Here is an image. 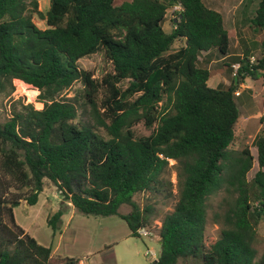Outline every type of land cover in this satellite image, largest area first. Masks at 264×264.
Instances as JSON below:
<instances>
[{
	"label": "trees",
	"instance_id": "trees-1",
	"mask_svg": "<svg viewBox=\"0 0 264 264\" xmlns=\"http://www.w3.org/2000/svg\"><path fill=\"white\" fill-rule=\"evenodd\" d=\"M204 1L50 0L41 13L36 0H0V97L18 80L38 89L43 104L13 102L10 115L0 116V264L78 262L55 258L15 221L14 207L22 199L36 204L44 179L77 212L119 216L139 236L153 209L140 207L133 194L169 183V160L175 161L177 201L161 221V251L152 264H264V251L257 262L254 244L264 220V137L252 142L258 169L250 179V145L230 148L239 117L235 92L246 76L264 78V52L253 64L244 55L234 74L231 64L230 84L209 86L199 53L217 48L225 55L230 40L222 14ZM177 4L166 32V12ZM28 6L45 28L34 24ZM252 10L243 24L262 33L264 46V0ZM99 50L112 71L97 80L78 60ZM76 81L89 114L83 122L73 121L77 99L59 96ZM139 122L152 127L148 135L135 136ZM217 195L212 217L219 234L207 246L209 200ZM121 205L130 211L122 213ZM63 211L47 216L54 234Z\"/></svg>",
	"mask_w": 264,
	"mask_h": 264
},
{
	"label": "rangeland",
	"instance_id": "rangeland-1",
	"mask_svg": "<svg viewBox=\"0 0 264 264\" xmlns=\"http://www.w3.org/2000/svg\"><path fill=\"white\" fill-rule=\"evenodd\" d=\"M37 1V10L41 13H45V11L50 6V0H36ZM121 0H116V2H120ZM241 1V0H240ZM239 0H206V6H215L216 3H220L219 10L223 12L226 16V20L231 23L232 17H240L245 16L247 13L251 15L252 9L254 5L257 3L258 0H252L248 5H242ZM215 5H213V4ZM181 9L180 5H174L170 9H168V14L166 16V23H164L165 29L172 28L173 20L172 15L174 11ZM229 12V13H228ZM27 13L31 16L32 21L34 24L39 28H45L46 22L44 18H41L39 14L35 12V9L32 6H28ZM234 13V14H233ZM230 30L232 31L233 28ZM251 26H247L244 28L246 35H249L244 38L245 42L255 40L256 45L258 46L255 53L257 58L261 57V54L264 52V46L261 44V40L263 35L260 31H255L250 33L249 29ZM252 32V31H251ZM231 40L232 44L234 43L235 35L233 31L231 32ZM78 66L82 69L88 70L91 72L92 77L100 80L102 79L107 73L112 71V64L106 58L104 50H99L96 53H93L89 56L80 58L78 60ZM14 91L9 96L0 97V116H8L11 113V108L13 102L15 103H31L36 109H40L43 104L39 100V93L40 91L31 85L27 86L28 84H23V82L14 80ZM24 86H23V85ZM125 85V84H124ZM82 83L80 81L74 82L69 88L62 91L59 95L65 97H75L77 99L76 106H77V114L76 118L73 120L75 122H83L87 121L88 119V112L84 105V98L82 94ZM125 87V86H124ZM32 94L31 97L29 95ZM101 98V96H99ZM161 103L158 104L159 109L161 107ZM135 136H142L148 135L152 127H146L142 122H139L134 125L133 127ZM103 136H107L106 133L99 129L98 130ZM248 144L254 146L251 143L249 138L245 140L239 139V136H236L234 141L232 142L230 148L234 150H240L243 145ZM251 151V150H250ZM253 153L255 158H253V164L251 169L248 171L246 177L250 179L255 171L258 169L257 163V152L255 147H253ZM175 161L169 160V168L165 174V179L169 180V183L166 182L162 187H158V192H137L133 194V200L140 206L144 207L145 205H152V214L150 219V224L146 227L147 229L152 232L151 235H139V236H128L121 238L118 243L116 244V253L117 257L115 259L111 258L108 254L105 257H102L99 262L95 264H152L153 258H157L161 251V244L160 235H159V228L161 226V221L164 216L173 210L174 204L177 201V173L176 168L174 166ZM26 190V189H25ZM25 192V191H23ZM220 195L214 196L209 200V207H208V220L205 228V243L207 246L212 244L217 238L219 234V224L213 222V211L218 210V202L220 201ZM71 204L68 197L62 195L56 187L48 180L44 179V188L38 197V201L34 205H29L26 200H20V204L14 208L15 214V221L18 225L26 229L30 235L35 236L34 238L36 241H40L47 246H50V242L54 240L53 245L57 242V238H59L58 233H53L50 226L47 225V216L50 213L57 211L58 209H63L61 215V223H65L66 219L71 211L66 210L68 204ZM119 210L122 213H128L130 211L129 205H121ZM221 210V208H219ZM76 214L74 215V219L70 223V227L66 226V230H64V237L70 236L71 234L75 236L74 239H66V241H60L61 244H68L70 247L68 249L69 252L72 254H79V256L84 254L83 245L79 242V237L81 239H85L87 244L89 245L87 248L91 246H98L101 243L100 236L103 237V233L105 229L102 227H96L87 231L86 229H82L78 224L77 221H81V219H86L88 215H83L76 210H73ZM72 214H74L72 212ZM92 217V216H89ZM107 217V216H106ZM93 218V217H92ZM107 218H114V224H118L116 227H111L118 233L122 234V230L127 229L125 220L120 218L119 216H108ZM6 219V218H5ZM8 220V219H6ZM82 220V221H84ZM91 223V222H90ZM125 228H124V227ZM63 227L61 225L60 229ZM116 228V229H115ZM74 229V230H73ZM37 241V242H38ZM39 242V243H40ZM41 244V243H40ZM255 247L257 250V262L261 260V256L264 251V220L259 222L256 227V239H255ZM43 245V244H42ZM46 246V245H43ZM51 247V246H50ZM108 248V247H107ZM105 248L104 246L101 248V252L109 253V249ZM60 251V250H59ZM154 252V256L151 254ZM110 255H113L111 252ZM66 255H61V253L56 254L55 258L64 257ZM74 258H82V257H74ZM93 264V263H89ZM178 264H192V261H182L180 260ZM262 264V263H259Z\"/></svg>",
	"mask_w": 264,
	"mask_h": 264
},
{
	"label": "crops",
	"instance_id": "crops-1",
	"mask_svg": "<svg viewBox=\"0 0 264 264\" xmlns=\"http://www.w3.org/2000/svg\"><path fill=\"white\" fill-rule=\"evenodd\" d=\"M204 2L207 4L206 0ZM244 2L245 0H241L239 4L244 5L245 4ZM219 5L220 3H216L215 6H209V7L222 14L223 24L229 34V40H230L229 49L225 55L221 54L217 50V48H211L208 51H201L198 56V64L201 67L207 68L210 72V77L207 80L208 85L211 87H217V88L224 87L230 84L232 75H233L230 65L234 62L239 61V59L243 58L244 55H247V56L255 55L256 53L255 49H257L258 47L255 43V40L249 41V42L244 41V38L249 36V35H246L245 29H244L246 27V24L245 25L243 24L244 16H240V17L234 16L232 17L231 23H229L226 20L225 14L219 10V7H218ZM168 11L169 10H167L166 12V16L168 14ZM179 11H180L179 9L177 11H174V14L172 15V20L174 19L175 21V17L178 15ZM164 23H166V20L164 21ZM164 23H163L164 30L166 32H170L174 24L172 25V28L169 27V29L166 30L164 27ZM248 25L249 24H247V26ZM230 26H232L231 28H233L232 31L236 39L233 44L231 40L232 31L229 28ZM249 31L250 33L255 32L253 28L249 29ZM262 41H263V38L261 40V44H262ZM236 92H238V95L235 94V101H236V104L239 110V117L235 124V130H234L235 137L239 136V139H241L242 141L245 140L246 138H249L252 143L255 137L257 136L264 137V78H259L258 80L254 81L249 76H246L243 79V81L239 84ZM253 147L255 146H251L250 150L253 155V158H255V155L252 151ZM256 152H257V149H256ZM66 210L71 211V214L68 215L65 223L63 224L61 223L63 227L58 232H56L58 233L59 238H57V242L54 245H53L54 240L50 242L52 256H55L56 254L61 253V255H66L69 257H82V258H79V261L84 264H89V263L95 264L96 262H99L101 258L105 257L107 254L111 256V258L113 259L117 257L116 244L121 238L130 236V230L126 222L125 224L127 226L126 227L127 229L122 230V234H121V233H118L116 230L115 232H113L114 229H112L111 227L112 226L116 227L117 225H119V223L114 224L115 223V221H113L114 218H107L108 216L107 217L92 216L93 218L87 216L85 217L86 218L85 220L81 219V221H77L78 223L80 222V224L78 225L82 229H86L87 231H90L92 227L93 228L102 227V229H105L103 233V237L100 236L101 243L95 247L91 246L90 244V248H87L89 246L87 244V241L79 237V242L81 243V245H83L82 251H84V254L79 256V254H72L71 252L68 251L70 247L68 246L67 243L61 244L60 242L62 240L66 241V239L68 240V239L75 238V236L72 234L70 236L64 237V230H66V226L70 225V223L72 222V219H74V215L76 214L73 211L75 210L74 206L70 203L68 204V207H66ZM13 211L15 210L13 209ZM72 212L74 214H72ZM24 230L26 231V229ZM26 232L29 233L28 231ZM40 243L47 246V244H44L42 242ZM86 244H87V247H86ZM103 246L105 248L108 247L107 249H109V253L103 252V251L101 252V248ZM111 252L113 253V255H110ZM152 258H153V261L156 260V258L154 257Z\"/></svg>",
	"mask_w": 264,
	"mask_h": 264
},
{
	"label": "built area",
	"instance_id": "built-area-1",
	"mask_svg": "<svg viewBox=\"0 0 264 264\" xmlns=\"http://www.w3.org/2000/svg\"><path fill=\"white\" fill-rule=\"evenodd\" d=\"M256 59H257V57H256L255 55H250V56H248V58H247V60H248V62H249L250 64L255 63V62H256ZM239 65H240V63H239L238 61L232 63L231 67H232V69H233V74L237 71V69L239 68ZM235 94L238 95V92H236ZM137 234H138V235H146V236H149V235L152 234V232H150V230L147 229L146 227H142V228H139V229L137 230ZM151 254L154 256V252H152ZM76 264H84V263H81V262L78 260V262H77Z\"/></svg>",
	"mask_w": 264,
	"mask_h": 264
},
{
	"label": "bare ground",
	"instance_id": "bare-ground-1",
	"mask_svg": "<svg viewBox=\"0 0 264 264\" xmlns=\"http://www.w3.org/2000/svg\"><path fill=\"white\" fill-rule=\"evenodd\" d=\"M23 84H24V83H23ZM23 84H22V85H23ZM23 86H24V85H23ZM27 86H29V85H27ZM31 96H32V94L29 95V97H31Z\"/></svg>",
	"mask_w": 264,
	"mask_h": 264
},
{
	"label": "water",
	"instance_id": "water-1",
	"mask_svg": "<svg viewBox=\"0 0 264 264\" xmlns=\"http://www.w3.org/2000/svg\"><path fill=\"white\" fill-rule=\"evenodd\" d=\"M179 18H181V15H179Z\"/></svg>",
	"mask_w": 264,
	"mask_h": 264
}]
</instances>
